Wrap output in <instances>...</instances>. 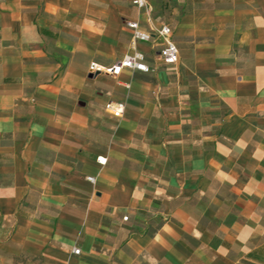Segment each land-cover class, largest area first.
I'll list each match as a JSON object with an SVG mask.
<instances>
[{
  "label": "crops",
  "instance_id": "obj_1",
  "mask_svg": "<svg viewBox=\"0 0 264 264\" xmlns=\"http://www.w3.org/2000/svg\"><path fill=\"white\" fill-rule=\"evenodd\" d=\"M147 2L0 0V264H264V0Z\"/></svg>",
  "mask_w": 264,
  "mask_h": 264
},
{
  "label": "built area",
  "instance_id": "obj_2",
  "mask_svg": "<svg viewBox=\"0 0 264 264\" xmlns=\"http://www.w3.org/2000/svg\"><path fill=\"white\" fill-rule=\"evenodd\" d=\"M134 4L138 7L148 6L147 0H134ZM126 24L132 29V51L126 54L121 60L117 61L111 66H102L97 62L90 64V71L93 74H107L112 76H118L121 74L124 68H130L141 71H151L152 68L146 61V54L137 48L138 41H152L155 37L164 38L166 45L160 50V55L167 63H176L179 60V48L176 43L171 39L172 28L170 25L165 24L158 29H154L153 33L145 31L141 28L138 20H127ZM106 110L115 117H121L125 110V103L123 101L110 100L105 104ZM98 162L100 164H106L107 157L99 156ZM87 179L91 182L95 181L94 176H88ZM125 219L128 216L124 217ZM73 253L81 254V248L74 247Z\"/></svg>",
  "mask_w": 264,
  "mask_h": 264
}]
</instances>
